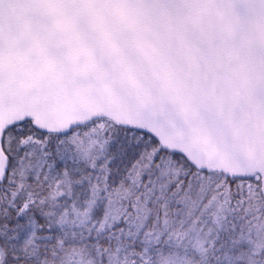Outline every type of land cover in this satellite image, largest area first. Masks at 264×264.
Masks as SVG:
<instances>
[{
  "label": "snow or ice",
  "instance_id": "snow-or-ice-1",
  "mask_svg": "<svg viewBox=\"0 0 264 264\" xmlns=\"http://www.w3.org/2000/svg\"><path fill=\"white\" fill-rule=\"evenodd\" d=\"M0 264H264V0H0Z\"/></svg>",
  "mask_w": 264,
  "mask_h": 264
}]
</instances>
